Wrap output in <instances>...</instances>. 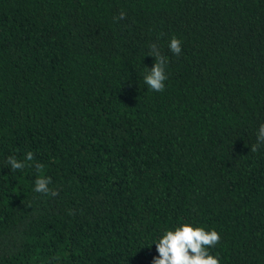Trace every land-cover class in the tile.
Here are the masks:
<instances>
[{
  "label": "trees",
  "instance_id": "obj_1",
  "mask_svg": "<svg viewBox=\"0 0 264 264\" xmlns=\"http://www.w3.org/2000/svg\"><path fill=\"white\" fill-rule=\"evenodd\" d=\"M261 123L264 0H0V264H152L184 223L264 264Z\"/></svg>",
  "mask_w": 264,
  "mask_h": 264
},
{
  "label": "clouds",
  "instance_id": "obj_2",
  "mask_svg": "<svg viewBox=\"0 0 264 264\" xmlns=\"http://www.w3.org/2000/svg\"><path fill=\"white\" fill-rule=\"evenodd\" d=\"M125 18L126 13L121 11L114 19L119 21ZM168 48L174 55L179 56L182 52V41L173 36ZM147 55L154 57L155 63L150 69L145 67L144 83L150 90L162 92L168 79L166 72L168 59L156 43L149 45ZM261 146H264V123L259 126L257 142L251 145V151L256 152ZM33 159L34 154L29 151L26 160ZM2 163L9 166L12 172L26 166L13 155L8 156ZM35 167L39 170L42 165L36 164ZM51 183L50 177L40 176L35 180L34 191L53 197L59 195L58 189L49 187ZM220 240L221 236L215 229L205 230L203 227H194L188 223L181 224L174 230H166L158 240L154 241L159 255L153 258L152 264H219L218 258L213 256L209 249L215 247Z\"/></svg>",
  "mask_w": 264,
  "mask_h": 264
}]
</instances>
